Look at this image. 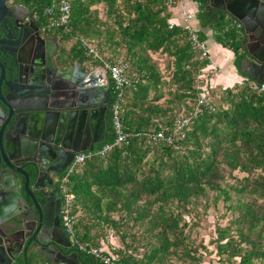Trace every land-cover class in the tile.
<instances>
[{
  "label": "trees",
  "instance_id": "obj_1",
  "mask_svg": "<svg viewBox=\"0 0 264 264\" xmlns=\"http://www.w3.org/2000/svg\"><path fill=\"white\" fill-rule=\"evenodd\" d=\"M51 1L25 3L35 6L42 17ZM100 4L106 8L108 25L92 9ZM199 4V25L211 28L215 42L234 52V66L242 78L232 87L219 88L218 105L214 86L210 87L216 109L209 113L194 114L193 107L200 92L197 86L204 85L201 76L210 61L192 49L185 31L169 28L172 14L166 0H71L66 27L50 31L59 41L64 65L68 60L89 63L91 57L82 44L96 47V39L114 55L124 51V58H101L122 59L139 80L123 91L119 102L128 144L115 146L103 157L92 155L70 175L65 186L73 195L71 213L77 219L73 237L83 245L109 247L103 228L113 229L124 244L121 249L114 243L117 264H173L172 257L180 264H200L201 256L184 237L182 211L196 209L208 191L215 193L213 203L222 198L230 202L228 209L238 212L226 226L216 227L212 243L220 264H264V93L253 90L254 82L239 72L241 31L236 22L222 12L207 11L206 0H199ZM198 37L205 40L199 32ZM69 40L74 43L66 50L62 43ZM158 52L173 59L167 89L170 98L164 103H160L161 87L166 83L150 57ZM114 102L111 83L109 106ZM181 116L189 118V126L184 138L176 139L179 150L164 142H148L147 136L160 129L173 134V122ZM104 124V140L95 151L115 140L110 108ZM236 171L245 174L239 184L223 185L226 176ZM252 195L261 202L254 196L243 201ZM207 206L205 202L202 208ZM135 226L141 228L138 240L129 235ZM74 248L78 264H102ZM31 262L40 263L27 257L21 264Z\"/></svg>",
  "mask_w": 264,
  "mask_h": 264
},
{
  "label": "water",
  "instance_id": "obj_2",
  "mask_svg": "<svg viewBox=\"0 0 264 264\" xmlns=\"http://www.w3.org/2000/svg\"><path fill=\"white\" fill-rule=\"evenodd\" d=\"M10 1L0 0V22ZM207 3L209 12L221 11L227 19L240 24L248 39L255 37L249 41L259 45L257 52L251 58L245 55L247 59L240 62L239 72L256 84L264 83V1ZM18 54L15 52V56ZM41 65L29 72L27 81L14 83L9 81L11 76L6 79L0 65V264H16L20 255L26 262L31 250L29 243L22 245L16 240L27 218L22 215L28 207L23 192L33 203L32 218L49 229L46 235L51 239H37L43 246L40 251L45 260L52 264H78L77 254L65 255L58 250L62 244L54 238L55 227L46 221L43 199L36 204L33 192L46 197L44 186L39 185L42 175L49 173L43 159L53 165L71 154L69 167L76 153L93 151L104 140V115L110 108L109 82L103 83V75L95 70L82 71L79 62L75 68L74 64L55 63L53 59L48 65ZM25 166L34 173L32 179Z\"/></svg>",
  "mask_w": 264,
  "mask_h": 264
},
{
  "label": "flooded vegetation",
  "instance_id": "obj_3",
  "mask_svg": "<svg viewBox=\"0 0 264 264\" xmlns=\"http://www.w3.org/2000/svg\"><path fill=\"white\" fill-rule=\"evenodd\" d=\"M213 10L218 11L216 9ZM233 21L236 22L235 20ZM41 22L42 17H40L36 7L26 4L25 0H11L7 3V14L0 22V65L5 71L6 79L8 80V76H11L9 79L10 82H19V80L27 81L28 74L32 69L37 70L41 68V64L48 65L51 59H53L55 63L60 61L59 41L50 32L42 33L40 31ZM237 29L241 31V47L238 54L242 56V61L246 58V54L251 58L252 54L257 52L259 45L253 44V42L250 43L249 40H255V37L251 35L250 39H248L249 35L244 34L241 26ZM17 51L19 54L15 56V52ZM248 60L251 62L253 61V59L249 58ZM67 63L69 64L71 61L68 60ZM81 67H83V64H81ZM83 69L85 68L83 67ZM83 69L82 71H84ZM97 73L103 75V81L107 80L110 88L111 81L108 78L106 70L103 67H99ZM107 106L110 107L109 100ZM108 110L109 109L106 110L105 114ZM71 158V154L64 155L60 162L53 165H51L49 161L43 159L42 162L44 166L49 169V173L47 176L44 174L42 175L39 185L44 186L43 191L46 193V197L43 198L38 192H33L36 204H39L43 199L46 221L55 227V229H53L54 238L62 244L61 247H58V250L65 255L77 254L74 245L63 229L61 215L64 201L61 190V179L68 168L67 166ZM25 170L32 179L34 173L30 172L28 166H25ZM23 195L28 207L24 208L22 204L20 207L22 209L24 208L22 215L25 214L27 218L23 228L18 230L16 240L22 245L29 243L28 246H31V250L28 257H37L35 259L37 262H40L39 264H42V261L52 264L45 260L40 251L43 246L37 241V239H51L46 235V233H49V229L42 224L39 226L37 218H32L33 203L24 192ZM47 246H50V244Z\"/></svg>",
  "mask_w": 264,
  "mask_h": 264
},
{
  "label": "built area",
  "instance_id": "obj_4",
  "mask_svg": "<svg viewBox=\"0 0 264 264\" xmlns=\"http://www.w3.org/2000/svg\"><path fill=\"white\" fill-rule=\"evenodd\" d=\"M186 0H166V6L171 11V20L169 21V28L180 27L186 32L188 40L192 46V49L200 52L201 57L208 58V50L203 41L199 40L197 22L195 19V14L185 7ZM200 5V4H198ZM71 11V0H52L51 4L47 6L42 13V22L40 26V31L42 33H48L53 29L66 27L69 21ZM236 27H240L237 22ZM85 52L93 61H98L101 63L112 83V90L115 94V102L110 107L112 111V126L115 133V140L112 144H105L97 151H86L79 152L73 156V160L67 168L65 174L62 177L61 190L63 193L64 201L62 206V226L70 237L73 245L77 247V252H83L91 255L102 264H117L118 255L116 254V247L111 241V235L104 237V242L109 244V247L103 246L102 248H97L91 245H83L78 243L73 237V227L75 225L74 215L71 213V200L73 195L68 193L66 190V183L72 173L79 169L85 164V161L89 159L92 155L105 156L108 154L115 146L127 145L129 134L124 130L122 122L119 116V102L122 97V93L125 89L133 88L139 83L138 78L134 73L129 72V66L127 62L122 59L115 60L113 62L104 61L98 54L97 49L91 44H82ZM90 64V62H89ZM91 66V64L89 65ZM205 73L201 76L204 85L197 86L200 92L196 99V103L193 107V113L198 114L202 112H213L215 111V104L213 97L210 94V87L213 88L211 82L213 76L208 72L210 69H206ZM242 82V81H241ZM252 89L257 93H264V83L256 84L252 83ZM174 133L167 134L166 129H160L154 133L147 136L149 143L164 142L167 145H171L176 150H179V146L176 144V139L182 140L185 136V130L189 126V118L178 117L173 122Z\"/></svg>",
  "mask_w": 264,
  "mask_h": 264
},
{
  "label": "rangeland",
  "instance_id": "obj_5",
  "mask_svg": "<svg viewBox=\"0 0 264 264\" xmlns=\"http://www.w3.org/2000/svg\"><path fill=\"white\" fill-rule=\"evenodd\" d=\"M92 9H95L97 11V16L102 22H106L107 25L109 24V22H107L106 8L104 5L100 4L94 6ZM94 41L93 43L95 44L93 43L92 44L96 46L95 48L97 49V52L100 57H112V58L125 57L124 51H120L118 52L117 55H114L111 48L106 49V47L104 48V46H101L103 44H98L97 41L99 40L94 39ZM73 43H74L73 40L63 42L62 47H64L67 50L71 47ZM150 57L153 63L156 64L161 74L162 77L161 81L166 83L164 86L161 87L163 92V98L160 100L161 101L160 103H164L168 98H170L167 94V89L169 87L168 82L170 81L173 72V64H172L173 59L169 57L167 54L162 52H158L156 54H150ZM108 62H113V61H108ZM90 64L91 67L92 65L94 66V61L92 59H90ZM97 66L101 67L99 65ZM208 69H210V72L208 73L211 76H213V72H215L214 69L211 68V66ZM211 85L213 86V80L211 82ZM219 88L220 87L215 88L213 90L214 93L217 94L215 95V101L217 99L216 101L217 105L219 104V99H220ZM152 94L153 93L151 92L149 96L151 97ZM244 176L245 174L236 171L231 176L229 175L226 176V180H225L226 184L223 185H238L239 181H241L242 177ZM214 195H215L214 192L208 191L207 197L200 199L199 201L200 205H198L196 209L189 210L188 212L182 211L181 225L184 224L183 226L184 237H186V240L188 241L190 247L196 249L197 255L201 256L200 264H220L219 258L216 256L215 253V244L212 243L213 239L216 237V233H215L216 227L226 226L231 220H233V218L237 217L238 215L237 211L228 209L230 202H225L222 200V198L218 199L216 203H213ZM231 195H232V201L234 202L235 196L232 193ZM253 196L256 197L255 195L247 196L243 199V201H250L254 199ZM257 199H258L257 200L258 203L261 202L259 198ZM205 202H207L208 206L204 209L202 208V206L205 205ZM116 217L117 216H114L115 219H117ZM74 219L76 224L77 221L76 216L74 217ZM130 225L131 222H129V226ZM103 230H104V232L102 233L103 235L101 234L103 238L105 236L113 235L111 237V241L114 242L116 245H118V247L121 249L124 247V244L121 242V239L119 242V237L114 234L113 229H108V227H104ZM140 231L141 228L135 226V228L129 231V235L132 234L138 240L140 237ZM126 240L128 242L130 241L129 238H127ZM30 258H32L35 262H37L35 259L37 257L34 256ZM171 262L173 264H180V262L174 257L171 258ZM31 264L34 263L31 262ZM222 264L225 263L222 262Z\"/></svg>",
  "mask_w": 264,
  "mask_h": 264
},
{
  "label": "crops",
  "instance_id": "obj_6",
  "mask_svg": "<svg viewBox=\"0 0 264 264\" xmlns=\"http://www.w3.org/2000/svg\"><path fill=\"white\" fill-rule=\"evenodd\" d=\"M198 4H199V0H186L185 1V7L195 14L198 32L200 34H203L205 38L203 42L205 43V46L208 50V59L210 61L208 68H210L211 66V68H213L215 71V72L212 71L214 89L218 87H221V88L232 87L234 84L240 83L242 80L241 76L238 74V70L234 66V61H235L236 56L232 50L228 48H224L220 44L215 42L213 31L211 28L209 27L202 28L199 25V22L196 18V15L200 10V5ZM207 5L208 3L206 4V6ZM205 8L207 9V7ZM77 63H78L77 61H71V63L69 64L70 65L74 64L73 68H75ZM66 65H68V63ZM89 65H90L89 63L84 62L83 67L85 69H83V67L81 66L80 68L81 70L83 69L85 72H92L94 70L98 72L99 67L95 63H94V66L92 65V67ZM104 82L105 81H103V83ZM104 135H105V132H104ZM96 146L97 144L95 145V147ZM21 263H23V258L20 255L16 264H21Z\"/></svg>",
  "mask_w": 264,
  "mask_h": 264
}]
</instances>
